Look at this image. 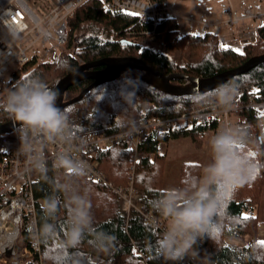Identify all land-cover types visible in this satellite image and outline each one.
I'll list each match as a JSON object with an SVG mask.
<instances>
[{
  "label": "trees",
  "instance_id": "1",
  "mask_svg": "<svg viewBox=\"0 0 264 264\" xmlns=\"http://www.w3.org/2000/svg\"><path fill=\"white\" fill-rule=\"evenodd\" d=\"M66 24L68 37L58 61L37 62L32 58L16 69L5 87L0 88V99L6 96L8 90L18 80L29 75H39L50 87H53L57 80L64 78L80 65L104 58L136 57L147 67L164 76L183 74L192 78H207L234 69L252 57L264 55V23L257 27L255 41L246 44L242 52L220 48L214 33L181 35L173 18L164 19L155 27H151L134 16L106 14L102 11L98 0H88L83 3L67 19ZM89 24L107 30L111 38L96 35L77 38L76 34ZM97 69L101 67L93 68V70ZM228 82L237 86L238 94L235 100L238 98L237 102L241 106H245L251 100L264 103V63ZM91 83L92 80L86 79L73 84L65 91L64 101L77 97ZM171 83L183 85L186 80H173ZM250 90L252 93H249ZM211 92L205 95H210ZM200 96L170 95L147 83L143 78V72L135 69L120 74L113 81L94 87L80 101L64 109L68 111L75 137L85 134L108 135L135 127L140 119L139 111L143 101H150L157 107L149 113L150 117H174L192 111H202L213 105L211 101H205L204 104L196 102ZM238 116L252 131L255 143H259L260 149L264 150V114L255 119L250 110L242 109ZM9 121L7 114L0 110V125ZM218 126L219 123L216 121L205 127L186 128L182 125L168 133L154 130L140 139L138 150L147 155L154 154L152 158L141 159L135 170L133 185L141 193L138 202L143 210H151L160 217L151 203L165 191L162 189L165 159L156 155L157 145L160 142L183 138H190L192 142L200 144L199 136L204 133L215 135ZM127 155L123 144H113L105 150L96 152L98 168L106 179L116 186L124 187L127 184L125 175L128 166ZM211 158L212 154L209 162ZM249 158L257 159L258 153L250 150ZM259 159L264 163V156H260ZM200 174V165L183 164L179 170L176 187H180L188 176ZM48 177H54L57 186L68 189V192L61 195V199L65 202L73 193L90 195L95 217L94 227L113 235L116 238V246L107 254H98L88 240L84 241L79 250H69V252L60 251L61 245L56 241L49 244L42 243L39 255L41 264H69L68 257L73 253H78L73 258L79 259L80 264H136L139 260L133 256V244L145 253L149 264H165L157 249V241L161 233L144 223L135 210H131L126 219L121 211L119 198L110 189L92 183L86 177L66 175L60 167H49ZM51 183V179L38 175L33 184L34 196L39 200L36 206L37 224L42 217V200L50 193ZM263 189L264 168L249 183L228 192L224 208L226 220L223 227L214 230L197 245L198 252L203 249L209 252L210 264H264V247L260 246L262 242L257 239L259 221L250 213L251 208L259 203ZM57 220L58 238H62L66 221L64 210H61ZM230 236H248L250 240L247 246L237 249L226 244V239ZM26 238L27 233L24 229L20 238L21 245L27 244ZM37 258V256L32 257L26 264H32ZM183 264L189 262L184 260Z\"/></svg>",
  "mask_w": 264,
  "mask_h": 264
},
{
  "label": "built area",
  "instance_id": "2",
  "mask_svg": "<svg viewBox=\"0 0 264 264\" xmlns=\"http://www.w3.org/2000/svg\"><path fill=\"white\" fill-rule=\"evenodd\" d=\"M31 0H0V88L10 79L14 71L32 58L38 62H57L59 54L64 50L68 37L66 21L73 12L88 0H51V5L42 3L46 9L44 14H38L29 4ZM101 9L109 15H130L142 23L155 27L160 21L173 18V1L186 0H98ZM246 20L262 22V16L253 8H245L240 12L232 11L228 23L236 26ZM259 26V25H258ZM201 32H211L218 37L220 48L237 52L242 45L231 43L220 36L219 23H202ZM256 31V30H255ZM9 78V79H8ZM249 93H252L250 90ZM238 99V98H237ZM237 99L228 109L214 105L202 111H192L174 117L149 116L157 107L150 101H143L140 107L138 124L130 129L108 135L85 134L67 142L46 146L48 167H60L58 155L66 154L74 161H83L88 169L86 178L95 184H101L110 189L120 200L121 211L128 219L130 211L135 210L142 221L161 234L166 229V222L151 210H143L138 204L141 195L134 188V176L138 162L147 155L138 150L140 139L151 131L168 133L182 125L205 127L212 121L219 124L230 117L238 116L239 111L248 109L253 118L264 114V103L255 100L241 106ZM10 120V119H9ZM11 121V120H10ZM12 122V121H11ZM17 127L10 133L0 136V264H19L22 259L38 258L32 264H41L40 244H37L30 231L37 224L36 206L39 200L33 193V184L38 174L31 171L26 158L19 148ZM160 142L156 155L160 154ZM113 144H123L127 151V184L116 186L106 179L98 168L96 152L105 150ZM26 229V245L19 246L22 231ZM133 256L138 258L136 264H149L145 253L133 244ZM18 260V262H17ZM189 264H203L197 257L185 259Z\"/></svg>",
  "mask_w": 264,
  "mask_h": 264
},
{
  "label": "clouds",
  "instance_id": "3",
  "mask_svg": "<svg viewBox=\"0 0 264 264\" xmlns=\"http://www.w3.org/2000/svg\"><path fill=\"white\" fill-rule=\"evenodd\" d=\"M237 94V86L228 82L218 85L210 95L202 94L196 102L211 101L218 108L228 109ZM58 97V89L50 87L39 75H29L18 80L0 99V110L14 127L18 126V149L24 154L28 168L52 181L50 193L42 200V217L30 231L37 244L56 241L62 252L79 250L88 240L95 252L107 254L115 248L116 238L94 227L90 195L73 193L65 202L61 195L68 189L57 186L55 178L48 177L46 146L73 138L68 111L58 106ZM250 141L247 126L220 128L209 141L212 158L201 174L188 176L180 187L163 191L151 202L167 224L157 241L159 256L165 264H183L186 258L195 259L199 255L198 242L225 223L228 192L249 183L264 168L259 159L264 156V150L259 143L250 144ZM250 150L258 153L257 159L249 158ZM57 160L66 175L84 178L88 174L83 161H74L66 154L58 155ZM61 210L66 212V221L62 238H58L57 217ZM76 255L68 257L69 264H80L79 259L73 258Z\"/></svg>",
  "mask_w": 264,
  "mask_h": 264
},
{
  "label": "rangeland",
  "instance_id": "4",
  "mask_svg": "<svg viewBox=\"0 0 264 264\" xmlns=\"http://www.w3.org/2000/svg\"><path fill=\"white\" fill-rule=\"evenodd\" d=\"M169 1H172V0H169ZM214 1L216 0L173 1V4H172L173 12H174L173 19L177 23V26H178L177 30L179 34L181 35L183 34H193V35L204 34V32H201L199 30V26L202 23H212V18L207 17L202 10L206 8L209 5V3L214 2ZM217 2L221 4V6L224 7V10L226 12L224 15L225 16L227 15L228 20L230 19L232 11L239 12L245 7L255 8L259 6L260 11L264 10V0H217ZM42 3L51 5L52 1L51 0H31L29 2L33 10L37 12L38 14H44L45 12L46 7ZM228 20L225 23L229 25L230 29L228 28V32H226L225 34L224 33L222 34L220 32V26H219V34L220 36L230 40L231 43H234V44L239 43L240 45H242V47L237 52H242L243 47L246 44L253 43L255 41V37H256L255 30L262 23H264V19L262 20V22L259 21V23L253 20H246L242 24L233 26V25H230V23H228ZM90 35H96L102 38H109V39L111 38V35L109 34L107 30L101 27H96L91 24L84 26L76 34L77 38L82 37V36H90ZM143 78L156 86H160L162 84V81L154 79L156 78V76L150 75L149 73H143ZM261 125L263 126V123H261ZM226 126H233V127L246 126V124L242 121V119L239 116L230 117L226 119L225 121H222V123L219 124L217 131L220 128L226 127ZM250 133H251L250 144H255V138L251 130H250ZM212 136H214V134L212 133L202 134L201 136H199L201 137L200 144H196L195 142H192L190 138H183V139L170 140L168 142H163L160 145V154L158 156H161L165 159L164 184H163L162 189L168 190L171 188H176L177 183H178L179 170L183 164H186V163L198 164L200 165L201 172H202L203 167L207 165L210 160L211 150H210L209 141ZM139 194L141 195V193ZM260 200H261V203H260L261 211L260 212L264 214V189H263V193L261 194ZM138 204L140 205L139 202ZM232 238H235V236H230L226 239L227 245H229L230 247L237 248V249L245 247L243 245H245L246 242H243L241 239L236 241L235 239H232ZM18 244L19 246H21L22 239H19ZM232 244L237 245V246H234ZM201 255H203V258L204 256L207 258L209 257V252L206 249H203L200 251L199 256L201 257ZM29 260L30 258L22 259V261L19 264H26ZM13 264H17V263L15 262Z\"/></svg>",
  "mask_w": 264,
  "mask_h": 264
},
{
  "label": "water",
  "instance_id": "5",
  "mask_svg": "<svg viewBox=\"0 0 264 264\" xmlns=\"http://www.w3.org/2000/svg\"><path fill=\"white\" fill-rule=\"evenodd\" d=\"M264 63V55L252 57L240 66L230 69L219 74L207 78H192L183 74L161 75L160 73L147 67L140 59L136 57H110L104 58L96 62L82 64L75 70L69 72L64 78L57 80L53 88L58 89L59 97L57 104L64 109L80 101L84 95L96 86L103 83L115 80L120 74L128 72L129 70H140L143 73H149L162 80L160 86H156L146 79L147 83L152 86L163 90L164 92L175 97H190L202 95L211 92L217 88L218 85L227 83L232 78L245 74L250 70L256 68L258 65ZM101 67V69L93 70V68ZM90 79L92 83L83 89L79 95L69 101H64L65 91L76 84L77 82ZM185 79L186 83L183 85L172 84L173 80ZM13 123L9 121L6 124L0 125V136L10 133L13 129ZM18 127V126H15Z\"/></svg>",
  "mask_w": 264,
  "mask_h": 264
},
{
  "label": "crops",
  "instance_id": "6",
  "mask_svg": "<svg viewBox=\"0 0 264 264\" xmlns=\"http://www.w3.org/2000/svg\"><path fill=\"white\" fill-rule=\"evenodd\" d=\"M245 8H249V7H245ZM243 8V9H245ZM250 8H253V7H250ZM260 7L257 6L253 9H256V11L262 16V18L264 19V10H261L259 9ZM242 9V10H243ZM204 12V14L207 16V17H210L212 18V23H219V26H220V32L223 34H225L226 32H228V28L230 29L229 25L227 23H225L227 20H228V17L227 15L225 16L224 14L226 13L225 10H224V7L221 6V4H219L216 1L214 2H211L209 3V5L204 8L202 10ZM241 11V10H240ZM239 11V12H240ZM220 18V19H219ZM215 19V20H214ZM217 19V20H216ZM219 19V20H218ZM262 193H263V190H262ZM261 193V194H262ZM260 203H261V200L259 201V205L257 204V206H253L251 208V211L250 213L253 215V216H256L258 218V221H259V226H258V233H257V239L259 242H262L264 243V214L262 212H260ZM232 239H235L236 241L238 240H242L243 242H246L245 245L243 246H247L250 238L248 236H240V237H235V238H232ZM234 245V244H232ZM234 246H237V245H234ZM199 255H200V251L198 252ZM198 255V256H199ZM198 259H200L202 261L203 264H209V257H205L203 258V255H201V257H197Z\"/></svg>",
  "mask_w": 264,
  "mask_h": 264
},
{
  "label": "bare ground",
  "instance_id": "7",
  "mask_svg": "<svg viewBox=\"0 0 264 264\" xmlns=\"http://www.w3.org/2000/svg\"><path fill=\"white\" fill-rule=\"evenodd\" d=\"M154 79H156V80H159V81H162L160 78H158V77H156V78H154Z\"/></svg>",
  "mask_w": 264,
  "mask_h": 264
},
{
  "label": "snow or ice",
  "instance_id": "8",
  "mask_svg": "<svg viewBox=\"0 0 264 264\" xmlns=\"http://www.w3.org/2000/svg\"><path fill=\"white\" fill-rule=\"evenodd\" d=\"M251 155V154H250ZM261 247H264V243H261V245H260Z\"/></svg>",
  "mask_w": 264,
  "mask_h": 264
}]
</instances>
